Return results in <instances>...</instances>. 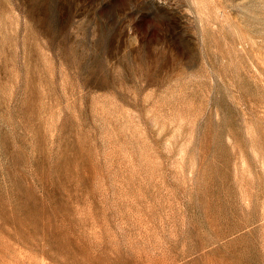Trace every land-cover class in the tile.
Instances as JSON below:
<instances>
[{"label":"rangeland","instance_id":"rangeland-1","mask_svg":"<svg viewBox=\"0 0 264 264\" xmlns=\"http://www.w3.org/2000/svg\"><path fill=\"white\" fill-rule=\"evenodd\" d=\"M0 264H264V0H0Z\"/></svg>","mask_w":264,"mask_h":264}]
</instances>
